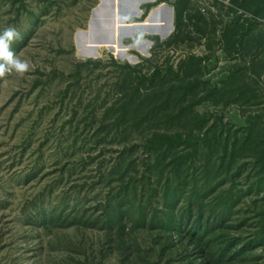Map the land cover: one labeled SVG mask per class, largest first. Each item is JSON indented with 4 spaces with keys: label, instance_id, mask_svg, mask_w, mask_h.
<instances>
[{
    "label": "rangeland",
    "instance_id": "1",
    "mask_svg": "<svg viewBox=\"0 0 264 264\" xmlns=\"http://www.w3.org/2000/svg\"><path fill=\"white\" fill-rule=\"evenodd\" d=\"M109 1L89 41L109 33ZM135 1L116 0L115 48L82 56L74 35L99 0H0V264H264V22L228 30L183 1L182 38L156 48L176 28L162 40L164 11L150 10L174 2L146 1L141 27L121 28ZM192 54L206 63L142 86L120 120L139 75L123 65L151 74ZM190 78L201 87L168 121L160 101L183 96L171 88ZM157 131L211 137L188 161L179 201L180 180L167 161L154 168L146 146ZM201 206L208 232L196 241ZM171 213L184 222L169 227Z\"/></svg>",
    "mask_w": 264,
    "mask_h": 264
},
{
    "label": "trees",
    "instance_id": "2",
    "mask_svg": "<svg viewBox=\"0 0 264 264\" xmlns=\"http://www.w3.org/2000/svg\"><path fill=\"white\" fill-rule=\"evenodd\" d=\"M183 1L187 0H177L174 3L175 10H176V32L171 36L169 39L160 41L159 39L156 40L155 45L156 48L162 47L164 45H171L173 43L178 42L182 37L180 35L181 27L183 25V12L185 8L181 6ZM235 3L243 6L244 8L248 10H252L254 14L257 16H263L264 17V0H233ZM188 2V1H187ZM152 6V4L147 5V10ZM147 14V12L144 13V16ZM239 24L236 23L234 25L228 26V30L237 27ZM238 28H241L244 32L243 24H240ZM248 30H245V33H247ZM233 48H236V41H233ZM242 45V42H241ZM207 58V57H199L194 54L189 55L186 59L181 60L177 66H174L173 64L167 63L163 68L157 67L154 69V71L151 74H146L142 73L141 70H138L137 68L132 67L129 64L123 65V67H127L131 69L132 71L138 73L139 75L137 76V84L134 90L131 93H126V97L121 104V117L120 120L125 119L126 116L129 114V110H131L132 107H134L137 104V99L136 95L140 94V89L142 86H145L147 83H152L155 84L158 80L164 79L166 75L169 74H176L177 76H180L181 73L187 69V70H193V67L196 66L197 64H201V60ZM88 63H92L95 65L100 64V62H94L93 60H88ZM193 72L191 73V75ZM190 74L187 73L186 77L189 76ZM161 85V84H159ZM202 85V82L198 78L194 79H184L183 83L180 85L174 84L171 88V90H178V91H183V96L179 95L176 93V96H174L173 93L169 95L164 100L160 101V107H165L166 110L169 108L172 109L171 113H166V118L167 120H176V121H181L182 114L181 110H179L180 106L184 104L186 101V97L188 96V93L190 91L195 92V90L199 89ZM175 91V92H176ZM172 92V91H171ZM154 95H156L154 93ZM196 95V93H195ZM145 96V95H144ZM151 96V95H150ZM148 99V96H145L143 99V102ZM200 100H195L192 101V105L200 102ZM160 109V108H159ZM154 109L151 111H148L144 116H142V120H150L151 118V113L153 112ZM201 132L197 131L194 134H190L186 136L183 132H175V133H170V132H154L151 137L147 139L146 146L149 151H151L152 156H154V168H160V165L163 166V164L167 161L166 166L171 167L172 171L175 173L174 174V182L179 181V184L177 186H174V191L175 194L171 196L172 199L175 198L177 201H179L180 197V192L179 187L183 185V175L186 174V172L190 169V165L188 164V161L194 160V157L198 155V152L200 150V146H208L211 148V143L210 139L211 137L209 134H204L201 136ZM224 155L228 153V146L225 145L223 148ZM169 158V160H168ZM263 164H264V157L262 158ZM172 179H168V186L169 189L167 191V196L166 199H170V195L168 194L169 191L173 190L172 189V184H171ZM177 193V194H176ZM194 204L190 200V206L188 208V213L193 211V205ZM169 205V203H167ZM204 209L203 206H201L198 209V216L196 219V224L189 229V235L194 238L196 241H201L204 236L207 235L208 228L203 226L202 223V217H203ZM190 214V213H189ZM180 221L181 223L184 222L182 218L179 215L175 214H169V220H168V226L169 227H174L175 222ZM209 224V223H208ZM203 229V231L201 230ZM198 238H195V237ZM226 248L222 250L221 256L226 255Z\"/></svg>",
    "mask_w": 264,
    "mask_h": 264
},
{
    "label": "water",
    "instance_id": "3",
    "mask_svg": "<svg viewBox=\"0 0 264 264\" xmlns=\"http://www.w3.org/2000/svg\"><path fill=\"white\" fill-rule=\"evenodd\" d=\"M105 1L106 0H99L97 6L94 7L91 12V15L87 23V27L85 29H79L75 33L74 42L76 46V52L78 55L80 54L82 56L83 55L96 56L98 54L99 45H103V44H109L111 45L113 49L115 48V45L117 42L116 29H117V22H118L117 17H116V8H117L116 0H110L108 4L111 7L110 9L111 28H110L109 33L102 35L100 37H96L92 39L91 41L86 39L97 17V10L106 3ZM146 1H148V3H151V2H154L155 0L150 1V2L149 0H136L135 3H133V5L131 6V10L129 11V13L120 18L119 23H120L121 28L141 27L139 26L140 24L138 23H143V21L133 20V19H138L142 17L143 9L141 8V5ZM159 7H161V9L166 14V16H164L163 19L167 20V24L166 25L162 24L160 26L162 27V31H163L162 39H167L171 35V33L174 31V28H175V10H174V6L171 4L160 3V5H156L153 8H151L150 11H152L154 8H159ZM119 44L120 46L126 45L124 44L122 40H120ZM123 52L125 51H122L121 54Z\"/></svg>",
    "mask_w": 264,
    "mask_h": 264
},
{
    "label": "built area",
    "instance_id": "4",
    "mask_svg": "<svg viewBox=\"0 0 264 264\" xmlns=\"http://www.w3.org/2000/svg\"><path fill=\"white\" fill-rule=\"evenodd\" d=\"M176 1L177 0H173L174 3ZM187 1L193 6V8L197 12L207 16L208 18L218 20L221 23L220 27L222 28L234 25L236 23L244 24L247 26L250 21L259 22V23L264 22L263 18L249 12L248 9L235 3L233 0H187ZM154 3H158V0L151 2V4L153 5ZM161 3L168 4L166 2H161ZM158 5H160V3ZM174 10H175V6H174ZM190 13L191 10H184L183 12L184 22L188 21L187 18L190 15ZM175 20H176V10H175ZM203 63H206L205 58Z\"/></svg>",
    "mask_w": 264,
    "mask_h": 264
},
{
    "label": "crops",
    "instance_id": "5",
    "mask_svg": "<svg viewBox=\"0 0 264 264\" xmlns=\"http://www.w3.org/2000/svg\"><path fill=\"white\" fill-rule=\"evenodd\" d=\"M164 14H165V13H164ZM164 16H166V14H165Z\"/></svg>",
    "mask_w": 264,
    "mask_h": 264
}]
</instances>
